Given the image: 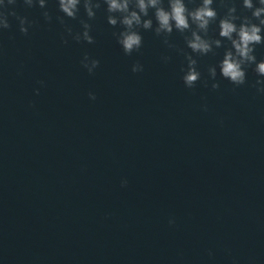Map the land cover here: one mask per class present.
Returning <instances> with one entry per match:
<instances>
[{"label": "water", "instance_id": "1", "mask_svg": "<svg viewBox=\"0 0 264 264\" xmlns=\"http://www.w3.org/2000/svg\"><path fill=\"white\" fill-rule=\"evenodd\" d=\"M46 9L49 21L18 0L27 33L12 16L0 31V264H264V94L252 67L242 85L218 73L212 89L216 49L195 57L200 79L186 88L181 34L168 48L141 30L126 55L103 4L91 20L82 7L64 17L56 0ZM81 20L91 44L64 31ZM85 53L99 61L91 74Z\"/></svg>", "mask_w": 264, "mask_h": 264}, {"label": "clouds", "instance_id": "2", "mask_svg": "<svg viewBox=\"0 0 264 264\" xmlns=\"http://www.w3.org/2000/svg\"><path fill=\"white\" fill-rule=\"evenodd\" d=\"M17 2L18 0H0V31L9 27L8 17L12 16L17 21L19 32L27 33L31 21L14 11ZM20 2L28 8L36 5L44 9L43 19H51L46 9L47 0ZM214 3L225 9L222 15L218 16L216 7H213ZM101 4L107 13V24L120 26V30L114 32L113 36L124 54H131L141 48V30H151L156 36L163 37L162 43L166 47L174 48L167 38L175 31L182 35L184 46L191 53H184V63L179 68L180 79L186 88H192L200 79L201 74L197 69L195 57L215 54L216 49L222 48L220 58L207 68L211 88L218 87V73L222 79L233 85L244 84L245 70L251 66L257 79L250 86L254 87L257 93L264 94V57L258 60L254 54L255 46L264 43V0H56L58 10L70 19H75L82 7L86 17L91 20ZM237 6L247 10L249 14H238ZM57 20L63 23L61 17H57ZM213 22L215 36H209V25ZM80 24V31L73 32L71 27L65 26V33L76 42L83 40L91 44L93 37L89 34V23L81 20ZM61 42H67L63 36ZM161 60L166 63L169 57L162 56ZM80 64L91 74L99 61L85 53ZM142 70L143 65L139 62L131 65L133 73ZM203 83L208 86L206 81ZM33 91L38 94L39 89ZM88 96L91 100L95 99L92 92H89ZM202 109L206 110V106L202 105ZM126 183V180H121L122 186ZM168 223L171 225L174 220L170 218Z\"/></svg>", "mask_w": 264, "mask_h": 264}]
</instances>
